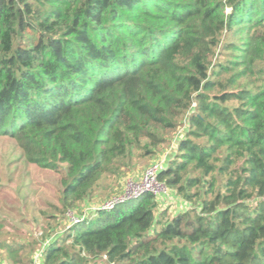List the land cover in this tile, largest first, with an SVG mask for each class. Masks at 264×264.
<instances>
[{"label":"trees","instance_id":"obj_1","mask_svg":"<svg viewBox=\"0 0 264 264\" xmlns=\"http://www.w3.org/2000/svg\"><path fill=\"white\" fill-rule=\"evenodd\" d=\"M0 140L60 175L62 212L171 150L183 209L96 208L38 264H264V0H0ZM4 228L1 262L34 264Z\"/></svg>","mask_w":264,"mask_h":264},{"label":"rangeland","instance_id":"obj_2","mask_svg":"<svg viewBox=\"0 0 264 264\" xmlns=\"http://www.w3.org/2000/svg\"><path fill=\"white\" fill-rule=\"evenodd\" d=\"M163 154L136 161L118 180L101 181L90 199L77 209L62 212L60 175L27 164L16 147L6 140H0V222L5 227L4 238L31 245L34 251L29 256L33 262L42 243L64 233L75 218L88 216L96 208H105L111 200L115 202L143 193L140 182L144 171L152 163L159 162ZM157 185L153 191L160 193V211L167 210L174 215L183 209L173 192ZM34 241L39 243L35 245ZM1 261L0 258V264Z\"/></svg>","mask_w":264,"mask_h":264},{"label":"built area","instance_id":"obj_3","mask_svg":"<svg viewBox=\"0 0 264 264\" xmlns=\"http://www.w3.org/2000/svg\"><path fill=\"white\" fill-rule=\"evenodd\" d=\"M176 140V139H175ZM170 153V151L164 153L159 160V162H155L152 163L151 165L148 166V168L144 171L143 174V178L140 182V186L143 188V193L145 192H150L155 196H160V193H157L155 191H153V188H155L156 186H158L157 184H159L156 181V174L162 169L164 162L167 159L168 154ZM157 183V184H156ZM161 185V184H159ZM163 186V185H162ZM164 187V186H163ZM165 188V187H164ZM166 189V188H165ZM163 193V192H162ZM142 194V193H141ZM140 194H138L137 196H139ZM136 196V197H137ZM135 198V197H133ZM128 199H132V198H128ZM126 198L122 199V200H117L115 202H113L112 200L109 201L110 203L106 206H104L105 208L103 209H110L113 207L114 204L118 203V202H123L125 200H128ZM77 218L74 219L73 223L77 222ZM42 249L39 250V252L37 253V256L34 259V264H37L39 262V258L41 255Z\"/></svg>","mask_w":264,"mask_h":264},{"label":"crops","instance_id":"obj_4","mask_svg":"<svg viewBox=\"0 0 264 264\" xmlns=\"http://www.w3.org/2000/svg\"><path fill=\"white\" fill-rule=\"evenodd\" d=\"M1 264H3V263H1Z\"/></svg>","mask_w":264,"mask_h":264}]
</instances>
